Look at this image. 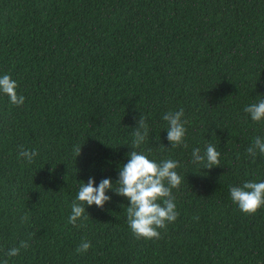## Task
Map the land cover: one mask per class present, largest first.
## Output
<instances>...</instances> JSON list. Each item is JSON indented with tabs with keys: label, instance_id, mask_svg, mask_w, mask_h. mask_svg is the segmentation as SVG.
<instances>
[{
	"label": "trees",
	"instance_id": "obj_1",
	"mask_svg": "<svg viewBox=\"0 0 264 264\" xmlns=\"http://www.w3.org/2000/svg\"><path fill=\"white\" fill-rule=\"evenodd\" d=\"M4 74L25 102L0 94V264H264V209L246 215L230 197L264 181V155L246 152L264 121L244 112L264 99V0H0ZM181 109L187 147L171 148L163 116ZM140 116L149 137L136 151L180 163L178 218L137 239L130 202L110 190L74 227L81 182L119 187ZM209 143L220 167L193 162Z\"/></svg>",
	"mask_w": 264,
	"mask_h": 264
},
{
	"label": "clouds",
	"instance_id": "obj_2",
	"mask_svg": "<svg viewBox=\"0 0 264 264\" xmlns=\"http://www.w3.org/2000/svg\"><path fill=\"white\" fill-rule=\"evenodd\" d=\"M17 87V82L10 75L0 76V94L7 95L12 104L20 106L24 104L25 97L17 93ZM244 112L254 122L264 121V99L246 106ZM183 117V109L176 112L169 111L163 116L168 124L167 140L171 148L180 145L187 147L185 143L187 128ZM132 135L133 150L127 154L129 157L127 163L120 165L118 179L115 182L119 187L114 188L110 178L102 179L98 186L93 177L87 182H81L68 219L74 227L84 226L83 222L88 219L85 215L86 206L95 205L103 208L111 200L107 195L110 190L130 202L126 207V218L131 232L137 239H159L161 230L166 229L169 223L175 222L178 218L179 212L174 202L173 189H178L183 182L182 176L177 172L180 163L170 158L159 162L150 160L146 155L136 151L149 137V126L143 116H140ZM81 148L82 146H75L76 157L81 154ZM246 152L254 159L257 153L264 155V137H255ZM38 155V151L35 150L21 148L20 151V156L29 163H32ZM220 157L221 152L211 143L206 146L203 154L199 148L192 151L193 162L205 164V168L208 169L220 167ZM230 197L241 212L254 215L258 210L264 209V181H247L242 186H233L230 188ZM28 247L26 241H21L19 247L9 249L6 256H18L21 248ZM90 247L91 242L83 240L77 246L76 252L86 253ZM2 264H8L7 259L3 260Z\"/></svg>",
	"mask_w": 264,
	"mask_h": 264
}]
</instances>
